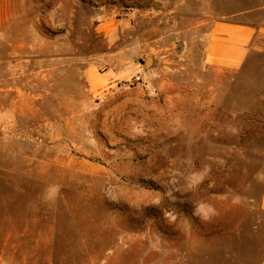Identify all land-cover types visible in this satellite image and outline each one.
<instances>
[{
  "label": "rangeland",
  "instance_id": "374dc122",
  "mask_svg": "<svg viewBox=\"0 0 264 264\" xmlns=\"http://www.w3.org/2000/svg\"><path fill=\"white\" fill-rule=\"evenodd\" d=\"M218 19L257 30L237 68ZM0 264H264V0H0Z\"/></svg>",
  "mask_w": 264,
  "mask_h": 264
},
{
  "label": "crops",
  "instance_id": "0c3cea01",
  "mask_svg": "<svg viewBox=\"0 0 264 264\" xmlns=\"http://www.w3.org/2000/svg\"><path fill=\"white\" fill-rule=\"evenodd\" d=\"M129 20L128 18L108 16L105 19L106 22L97 25L96 30L103 31L106 37H110L109 35H112L115 29L123 32L126 27L129 28L131 26ZM256 31L252 25L247 23L216 20L207 41L206 62L224 68H237L245 59ZM112 45H114V41L108 44L109 50ZM124 53V50L109 51L92 57L97 62H89L83 70L86 81L92 89L103 87L112 78L119 77V71L112 69L110 72L101 73L99 68L106 61L115 66L129 63L130 58L120 59Z\"/></svg>",
  "mask_w": 264,
  "mask_h": 264
},
{
  "label": "clouds",
  "instance_id": "9594fccd",
  "mask_svg": "<svg viewBox=\"0 0 264 264\" xmlns=\"http://www.w3.org/2000/svg\"><path fill=\"white\" fill-rule=\"evenodd\" d=\"M192 215L201 221H208L216 215L215 209L211 205L204 203H193Z\"/></svg>",
  "mask_w": 264,
  "mask_h": 264
},
{
  "label": "water",
  "instance_id": "95a60500",
  "mask_svg": "<svg viewBox=\"0 0 264 264\" xmlns=\"http://www.w3.org/2000/svg\"><path fill=\"white\" fill-rule=\"evenodd\" d=\"M180 47V46H179ZM153 61H154V59H153V56H148V58H147V60H146V62H145V66H146V68H149L152 64H153Z\"/></svg>",
  "mask_w": 264,
  "mask_h": 264
},
{
  "label": "built area",
  "instance_id": "2783aa9c",
  "mask_svg": "<svg viewBox=\"0 0 264 264\" xmlns=\"http://www.w3.org/2000/svg\"><path fill=\"white\" fill-rule=\"evenodd\" d=\"M132 80H133V82L139 83V82L143 81V77H142V75L137 74L132 78Z\"/></svg>",
  "mask_w": 264,
  "mask_h": 264
}]
</instances>
